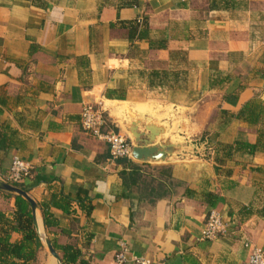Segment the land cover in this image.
<instances>
[{"label":"crops","instance_id":"1","mask_svg":"<svg viewBox=\"0 0 264 264\" xmlns=\"http://www.w3.org/2000/svg\"><path fill=\"white\" fill-rule=\"evenodd\" d=\"M263 82L264 0H0V178L14 156L31 164L20 183L37 204L36 264H56L42 234L60 256L78 252L69 264H115L121 241L124 264H249L244 242L264 249V116L240 110L264 106ZM86 103L125 136L153 122L174 151L110 160L81 128ZM258 139L216 160L223 144ZM212 207L228 232L201 239Z\"/></svg>","mask_w":264,"mask_h":264},{"label":"trees","instance_id":"2","mask_svg":"<svg viewBox=\"0 0 264 264\" xmlns=\"http://www.w3.org/2000/svg\"><path fill=\"white\" fill-rule=\"evenodd\" d=\"M234 2L235 0H208V8L232 7ZM132 22H129V24ZM133 23H135V21ZM140 23L141 28L138 32V37L143 38L146 35L148 26L145 18H143ZM136 25L137 23L135 24L134 31L136 30ZM240 113L244 114L249 122H254L258 118L264 116V106L257 101L256 97H254L242 106ZM2 140L3 137L1 136L0 144L2 143ZM258 142L259 139L256 143L235 140L231 144H223L220 148L221 156L219 159L216 158V160H225L232 156V152L241 150L252 153L259 144ZM122 159L126 161L128 160V158ZM2 179L4 181L6 180V182L8 181L7 177H3ZM8 182L28 191V187L21 184L20 181ZM9 198L13 199V205H9V203L6 205L0 203V264H36L37 232L34 226L30 204L22 196L0 189V199L9 200ZM261 212L264 214V208ZM43 221L46 226L47 220L44 213ZM13 232H17L21 235L19 240L12 241L10 239L11 233ZM77 257L78 252L71 246H64L62 248L61 264L74 262Z\"/></svg>","mask_w":264,"mask_h":264},{"label":"built area","instance_id":"3","mask_svg":"<svg viewBox=\"0 0 264 264\" xmlns=\"http://www.w3.org/2000/svg\"><path fill=\"white\" fill-rule=\"evenodd\" d=\"M80 125L83 131L106 142L108 146L109 158L117 161L122 158H130V142L128 138L113 129H105L106 120L100 106L86 103L80 111ZM31 164L21 158L14 156L11 159L7 179L19 182L30 172ZM230 224L222 213L216 208H210L206 214L204 226L200 235L201 239H213L228 232ZM244 246L250 248L249 264H264V249L257 245H252L249 240L244 242ZM128 248L125 242L121 241L114 253L115 264H124L127 260ZM136 264H151L150 259L135 257Z\"/></svg>","mask_w":264,"mask_h":264},{"label":"water","instance_id":"4","mask_svg":"<svg viewBox=\"0 0 264 264\" xmlns=\"http://www.w3.org/2000/svg\"><path fill=\"white\" fill-rule=\"evenodd\" d=\"M264 86V82H263ZM139 125L144 127V131L139 129ZM160 132V129L153 122L140 124L138 120L132 124L128 125V131L126 136L130 142L131 150L130 156L138 161L142 162H159L161 160H167L170 156L168 151L173 152L175 146L173 145L174 140L167 139L164 140L162 136L157 137ZM148 135V137L146 136ZM172 142H174L172 144ZM0 189L5 190L17 195L22 196L27 200L31 207L32 217L35 229H38V222L36 218V202L29 196V194L21 189L20 187L13 185L9 182L0 180ZM43 239L49 253L54 257L56 264H61V256L54 248L52 242L46 235H40Z\"/></svg>","mask_w":264,"mask_h":264},{"label":"rangeland","instance_id":"5","mask_svg":"<svg viewBox=\"0 0 264 264\" xmlns=\"http://www.w3.org/2000/svg\"><path fill=\"white\" fill-rule=\"evenodd\" d=\"M0 180H3V179L0 178ZM8 181H10V180H8ZM8 202H9V200L0 199V203H3L4 205L8 204ZM38 243H39V248H40V251H41L40 253L43 254V255L45 254L44 256H46V255L48 256L50 253H49L44 241L42 239H38Z\"/></svg>","mask_w":264,"mask_h":264}]
</instances>
